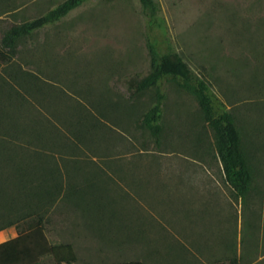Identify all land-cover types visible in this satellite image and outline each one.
<instances>
[{
    "label": "rangeland",
    "instance_id": "374dc122",
    "mask_svg": "<svg viewBox=\"0 0 264 264\" xmlns=\"http://www.w3.org/2000/svg\"><path fill=\"white\" fill-rule=\"evenodd\" d=\"M61 1L0 0V37ZM156 1V27L233 111L255 190L247 202L234 194L198 99L175 80L161 142L139 124L155 97L126 83L151 65L140 0H89L39 29L17 60L33 58L48 80L53 115L97 124L96 138L72 137L89 191L81 207H54L47 235L74 244L73 264H264V0ZM16 235L1 229L0 242Z\"/></svg>",
    "mask_w": 264,
    "mask_h": 264
},
{
    "label": "trees",
    "instance_id": "16d2710c",
    "mask_svg": "<svg viewBox=\"0 0 264 264\" xmlns=\"http://www.w3.org/2000/svg\"><path fill=\"white\" fill-rule=\"evenodd\" d=\"M87 1L63 0L41 15L11 24L0 37V230L17 227L16 236L0 242V264H48L47 257L55 264H73L78 259L72 242H52L46 229L50 212L59 202L81 207V199L89 191V186L78 181L83 166L75 164L79 160L72 155L77 147L72 137L96 138L97 124L85 127L79 122L82 116L74 120L53 115L48 80L33 70L37 65L33 58H26V66L17 60L26 40L31 41L39 29ZM140 3L151 65L127 77L126 83L133 96L155 88V97L143 110L139 124L161 142L168 82L175 80L198 99L202 118L213 130L226 182L247 202L255 190V166L233 111L181 55L167 29L156 27L158 2ZM231 263L240 264V260L234 256ZM109 264L145 263L129 260Z\"/></svg>",
    "mask_w": 264,
    "mask_h": 264
},
{
    "label": "crops",
    "instance_id": "0c3cea01",
    "mask_svg": "<svg viewBox=\"0 0 264 264\" xmlns=\"http://www.w3.org/2000/svg\"><path fill=\"white\" fill-rule=\"evenodd\" d=\"M255 253H256L255 250L252 251V254H255ZM246 264H258V259H256L255 261H253L251 259V257L249 256V260H248V262Z\"/></svg>",
    "mask_w": 264,
    "mask_h": 264
}]
</instances>
